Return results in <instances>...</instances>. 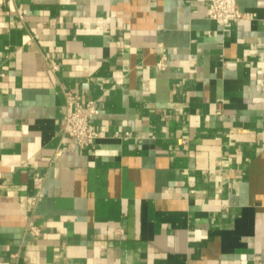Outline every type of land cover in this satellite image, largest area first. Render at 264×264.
<instances>
[{
  "label": "crops",
  "instance_id": "crops-1",
  "mask_svg": "<svg viewBox=\"0 0 264 264\" xmlns=\"http://www.w3.org/2000/svg\"><path fill=\"white\" fill-rule=\"evenodd\" d=\"M238 5L0 0V264H264V0Z\"/></svg>",
  "mask_w": 264,
  "mask_h": 264
},
{
  "label": "built area",
  "instance_id": "built-area-1",
  "mask_svg": "<svg viewBox=\"0 0 264 264\" xmlns=\"http://www.w3.org/2000/svg\"><path fill=\"white\" fill-rule=\"evenodd\" d=\"M208 4L207 17L221 24L230 22H241L251 18V14L243 12L238 5V0H205ZM51 70L58 69L55 62H51ZM167 62L165 58L161 59L157 65L159 70H165ZM66 104L63 107L64 125L61 132L73 138L77 145L82 148H94L97 140L100 138V132L92 126V121L98 112L96 101H82L79 94L65 92ZM126 139L131 137L129 132L125 135ZM40 185L41 179H36ZM37 232V230H34Z\"/></svg>",
  "mask_w": 264,
  "mask_h": 264
}]
</instances>
